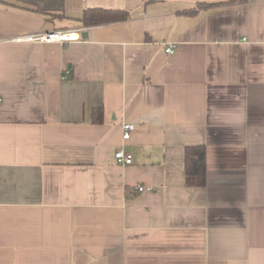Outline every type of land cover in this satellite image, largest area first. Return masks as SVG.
<instances>
[{
    "label": "crops",
    "instance_id": "crops-1",
    "mask_svg": "<svg viewBox=\"0 0 264 264\" xmlns=\"http://www.w3.org/2000/svg\"><path fill=\"white\" fill-rule=\"evenodd\" d=\"M228 1L0 0V264H264V0Z\"/></svg>",
    "mask_w": 264,
    "mask_h": 264
},
{
    "label": "trees",
    "instance_id": "trees-1",
    "mask_svg": "<svg viewBox=\"0 0 264 264\" xmlns=\"http://www.w3.org/2000/svg\"><path fill=\"white\" fill-rule=\"evenodd\" d=\"M237 0H231L225 3H232ZM203 7H210L212 3H201ZM130 14L125 10L90 8L84 12V22L87 25L104 23L109 21L125 20ZM96 120L102 121L101 107L95 109ZM185 170L186 183L191 187H203L207 184V150L205 144L188 145L185 148Z\"/></svg>",
    "mask_w": 264,
    "mask_h": 264
},
{
    "label": "built area",
    "instance_id": "built-area-1",
    "mask_svg": "<svg viewBox=\"0 0 264 264\" xmlns=\"http://www.w3.org/2000/svg\"><path fill=\"white\" fill-rule=\"evenodd\" d=\"M82 36L80 31L75 30H54L49 32H39V33H30L25 34L23 36H19L15 38L17 41H27V42H70V41H78L81 40ZM175 50V44L169 43L167 44L165 51L167 53H173ZM1 101V98H0ZM135 128V125L133 123L125 122L123 124V138L125 140L129 139L131 136V132ZM115 159L117 163L122 165H130L134 161V157L132 153L127 152L123 149H118L115 152ZM137 190L139 192L142 191H152V187L140 185L137 187Z\"/></svg>",
    "mask_w": 264,
    "mask_h": 264
},
{
    "label": "water",
    "instance_id": "water-1",
    "mask_svg": "<svg viewBox=\"0 0 264 264\" xmlns=\"http://www.w3.org/2000/svg\"><path fill=\"white\" fill-rule=\"evenodd\" d=\"M85 35V34H84Z\"/></svg>",
    "mask_w": 264,
    "mask_h": 264
}]
</instances>
